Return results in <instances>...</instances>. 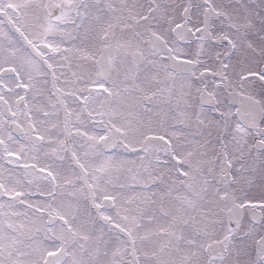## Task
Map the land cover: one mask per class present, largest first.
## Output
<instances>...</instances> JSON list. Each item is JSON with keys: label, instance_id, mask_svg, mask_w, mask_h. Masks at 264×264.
<instances>
[{"label": "snow or ice", "instance_id": "snow-or-ice-1", "mask_svg": "<svg viewBox=\"0 0 264 264\" xmlns=\"http://www.w3.org/2000/svg\"><path fill=\"white\" fill-rule=\"evenodd\" d=\"M0 264H264V0H0Z\"/></svg>", "mask_w": 264, "mask_h": 264}]
</instances>
